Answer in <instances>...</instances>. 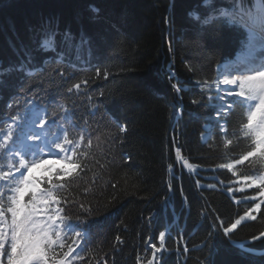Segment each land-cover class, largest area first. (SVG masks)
<instances>
[{"label":"trees","instance_id":"trees-1","mask_svg":"<svg viewBox=\"0 0 264 264\" xmlns=\"http://www.w3.org/2000/svg\"><path fill=\"white\" fill-rule=\"evenodd\" d=\"M200 5L201 0H0V119L7 118L0 128L10 116L27 112L26 102L33 100L49 113L59 112L60 104L71 111L70 139L84 130L80 151L88 153L86 167L61 194L71 201L66 214L89 222V242L74 264H147L161 231V264H264V237L252 240L264 231V201L255 220L223 233L249 209L241 196L217 187L231 181L219 166L250 150L239 132L242 110L234 105L227 137L214 128L208 141L199 140L202 125L212 121L213 101L211 88L201 85L212 83L214 66L232 57L241 38L228 26L221 38H211L218 25L188 15L202 11ZM49 23L57 33L55 51L40 47ZM82 38L87 43L81 46ZM76 83L79 92L68 93ZM225 139L234 143L226 147ZM174 145L190 167L214 169L215 180L178 169ZM258 166L251 159L236 174L255 175Z\"/></svg>","mask_w":264,"mask_h":264},{"label":"snow or ice","instance_id":"snow-or-ice-1","mask_svg":"<svg viewBox=\"0 0 264 264\" xmlns=\"http://www.w3.org/2000/svg\"><path fill=\"white\" fill-rule=\"evenodd\" d=\"M171 7L174 9L176 5L172 4ZM200 7L202 11L189 12L188 15L204 25L215 22L218 26L210 33L211 38H221L225 26H228L229 30H240L243 33L239 40L243 59L226 72H219L217 81H205L201 85L209 89L215 85L218 89L215 117L221 133L225 137L228 136L227 118L235 105L242 110L239 132L245 140L250 141V150L245 151L239 159L219 167L232 170L250 158H259L264 162V0H201ZM56 35L51 23L44 25L40 47L45 51H55ZM65 39H68L67 33ZM85 43L87 41L82 38L81 46ZM15 70L22 71L23 67ZM3 75L4 70L0 68V77ZM107 75L105 72V76ZM221 84L233 87L220 89ZM172 86L177 92L181 91L177 84ZM80 87L81 84L76 83L67 91L72 93L75 89L79 92ZM221 92L232 98L231 103ZM100 95L103 96V93ZM19 103L18 100L10 102L8 107L11 109ZM192 103L198 102L194 100ZM34 106L33 100H28L25 105L28 109ZM58 108L59 112L52 113L47 109L41 113L37 109L35 119L30 121L17 112L16 115L10 116V123L0 128V159L6 158L10 162L7 172L3 171V165H0V264H5V257L6 264H74V260L78 258L77 254L83 251L89 242L86 231L89 222L81 221L79 217L73 220L68 216L66 206L71 201L67 196L61 195L67 191L70 181L78 178L86 167L88 153L80 151L85 139L84 130L81 129L78 139H70V129L75 127L72 113L63 104L58 105ZM4 119H0V123H3ZM57 119L62 123H58L57 129L49 134L50 125L57 123ZM221 120H224V123H220ZM120 131L124 132L126 128L121 127ZM232 135L236 137L235 131ZM91 143L92 141L88 140L87 146L90 147ZM224 143L227 147L234 141L225 139ZM177 152L179 153V149ZM45 156L59 157L56 162H64L68 166L60 167L52 171L51 175L38 180L32 176V169L41 163H47L43 159ZM242 179V188L237 191L255 186L260 189L258 196L264 197V172L243 176ZM228 190L232 192V188ZM80 207H84L83 203ZM260 207V203L254 204V208L249 209L244 216L224 227V235L228 236L245 218L255 220L256 216L250 214ZM70 233L73 234V243L66 245L65 239ZM165 237L166 233L161 231L158 236L159 247L151 244L153 257L147 264H161L162 257H156L158 253L166 251ZM260 237H264V231H261L259 236H253L252 240ZM116 240L120 242L121 238L117 236ZM237 246L251 251L243 244ZM66 247L67 251H64ZM137 264H140L139 259Z\"/></svg>","mask_w":264,"mask_h":264},{"label":"rangeland","instance_id":"rangeland-1","mask_svg":"<svg viewBox=\"0 0 264 264\" xmlns=\"http://www.w3.org/2000/svg\"><path fill=\"white\" fill-rule=\"evenodd\" d=\"M213 91L215 92V98H216V92L218 91V89L215 86L213 88ZM214 108H215V111H216V106ZM37 109L38 108H34V107H32L31 109H29L28 112L24 115L25 119L26 120H29V121L31 119H35V116L37 114ZM38 110L41 113L43 112L40 109H38ZM22 123H23V121H22ZM37 123H38V121H37ZM209 133H210V129H207L206 128L205 133L201 135V140L204 141L207 138V135ZM0 139H2V137H0ZM54 158H56V157H48V156H45L43 159L49 161V160L54 159ZM251 159L252 158H250V160ZM254 160L258 161L259 166L257 168L259 169V173L260 172H264V162H261L259 160V158L254 159ZM9 163L10 162L6 158L2 161V164L1 165H3V171L7 172L9 170L8 169V164ZM15 163H16V166L18 167V161H16ZM67 166L68 165L65 164L63 166H60L59 165V166L52 167L50 169L51 171L49 170L47 173H43L41 175L35 174L34 171L37 168V166H36V167H34L32 169V176L35 177V178H37L39 180V178L47 177V176L51 175L52 174V171H55L56 169H58L60 167H67ZM236 167H234L232 170L227 169V173L232 178V180L230 182H228V183H222V185L220 187L224 188V190L227 191L229 194H232L233 193L236 196L237 195L238 196H241V200H246L248 202V208L249 209H253L254 208V204H256V203H260L261 204L262 201L264 200V197L258 196V192L260 191V189H258L255 186H253L252 188H243L242 191H237V189H241L242 188L243 179L240 176L236 175V174L233 175V173L236 170ZM185 169L188 170V171H191L193 173H197V175L200 176L201 178H203L204 180L212 181L215 178V176L213 175V173H214L213 170L214 169H212V170L207 169L206 171H205V169H203V172L196 171V168H191V167H188V166H185ZM205 172H210V174H206ZM229 188H232V192H229V190H228ZM249 189H254L255 191H253L252 194H248L249 193ZM253 197H255V199H252ZM235 200L237 202H239L240 199L235 197ZM249 209H246L245 213L248 212ZM257 212H258V210H253L250 215L256 216L257 215ZM245 220H250V218H245L242 221H245ZM5 262H6V257H5Z\"/></svg>","mask_w":264,"mask_h":264},{"label":"bare ground","instance_id":"bare-ground-1","mask_svg":"<svg viewBox=\"0 0 264 264\" xmlns=\"http://www.w3.org/2000/svg\"><path fill=\"white\" fill-rule=\"evenodd\" d=\"M228 70V66H226V68H225V71L224 72H226ZM235 74V73H234ZM225 87V88H231V87H233V86H226V85H220V88L221 87ZM174 125V124H173ZM59 160V157H56V158H54V159H51V160H49V161H47V163H41V164H39V165H37V168L35 169V174H37V175H41V174H43V173H47L52 167H55V166H63V165H65V163L64 162H60V163H57L56 161H58ZM174 169V168H173ZM181 175V174H180Z\"/></svg>","mask_w":264,"mask_h":264}]
</instances>
